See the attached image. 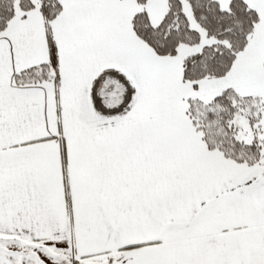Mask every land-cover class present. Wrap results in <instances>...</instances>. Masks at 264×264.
Wrapping results in <instances>:
<instances>
[{"label": "snow or ice", "instance_id": "6c2138e0", "mask_svg": "<svg viewBox=\"0 0 264 264\" xmlns=\"http://www.w3.org/2000/svg\"><path fill=\"white\" fill-rule=\"evenodd\" d=\"M0 264H264V0H0Z\"/></svg>", "mask_w": 264, "mask_h": 264}]
</instances>
